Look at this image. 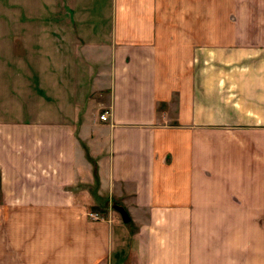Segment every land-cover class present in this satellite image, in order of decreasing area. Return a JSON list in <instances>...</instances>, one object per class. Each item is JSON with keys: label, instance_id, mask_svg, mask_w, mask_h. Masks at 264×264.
Wrapping results in <instances>:
<instances>
[{"label": "crops", "instance_id": "1", "mask_svg": "<svg viewBox=\"0 0 264 264\" xmlns=\"http://www.w3.org/2000/svg\"><path fill=\"white\" fill-rule=\"evenodd\" d=\"M94 1L35 92L0 0V264H264V0ZM48 98L67 115L1 104Z\"/></svg>", "mask_w": 264, "mask_h": 264}, {"label": "rangeland", "instance_id": "2", "mask_svg": "<svg viewBox=\"0 0 264 264\" xmlns=\"http://www.w3.org/2000/svg\"><path fill=\"white\" fill-rule=\"evenodd\" d=\"M108 0H95L96 8L99 11H103L104 7H107ZM86 0H14V19L15 20H25L31 22V38L28 42L25 43V50H29L32 54L31 60V87L32 90L37 92V89L40 87L41 76H39V68L40 62L39 56L46 54L47 57L52 53L62 52V53H75L77 50V46H81L82 43L78 45L76 43L75 38L81 39L82 37L86 38V28H80L81 25H78L73 22L75 19V15L78 13L82 15V11L85 10ZM75 7L74 12L72 9ZM3 13V12H2ZM5 13V11H4ZM98 14V13H97ZM2 18H6V15H1ZM82 18V16H79ZM46 21V22H45ZM47 27V32L51 33V35L57 36V39L52 37L51 40L46 43L41 44L39 42V29L43 31V28L40 27V24H44ZM40 27V28H39ZM70 32V33H68ZM42 36V34H41ZM18 47L22 48V43L18 45ZM79 50V49H78ZM75 59L73 61L71 59H59L57 61H53L48 59L46 61V74H47V82L50 85H54L56 78H60V76H55L58 72L59 74L63 72L66 75V78L70 81L72 76L70 74V63L79 62L74 56ZM77 62V63H78ZM61 63L59 70L56 71L55 67ZM42 68V67H41ZM49 103H23L25 106L21 111H19V107L15 106V103H1L2 105L8 107L4 113L6 115H18L24 112L23 115L28 117L30 115L31 119H37L39 116H42L46 120L53 119L55 117H60L67 115L64 112L65 109L60 107V103H54L53 98H48ZM17 104V103H16ZM22 105V103H19ZM13 110V113H12ZM8 112V113H6ZM29 113V114H28ZM35 117V118H34ZM5 212V211H4ZM1 213V212H0ZM4 242L5 239L3 238ZM5 257V254H3ZM5 261V260H4ZM3 261V264L5 262Z\"/></svg>", "mask_w": 264, "mask_h": 264}, {"label": "built area", "instance_id": "3", "mask_svg": "<svg viewBox=\"0 0 264 264\" xmlns=\"http://www.w3.org/2000/svg\"><path fill=\"white\" fill-rule=\"evenodd\" d=\"M107 113L108 110L105 109L99 114V117L104 120L107 118ZM87 215L93 219H98L103 217V214H101V212H99L98 210H88Z\"/></svg>", "mask_w": 264, "mask_h": 264}, {"label": "water", "instance_id": "4", "mask_svg": "<svg viewBox=\"0 0 264 264\" xmlns=\"http://www.w3.org/2000/svg\"><path fill=\"white\" fill-rule=\"evenodd\" d=\"M113 207L119 211L123 221L129 220L128 212L126 211V209L122 205L115 203V204H113Z\"/></svg>", "mask_w": 264, "mask_h": 264}, {"label": "trees", "instance_id": "5", "mask_svg": "<svg viewBox=\"0 0 264 264\" xmlns=\"http://www.w3.org/2000/svg\"><path fill=\"white\" fill-rule=\"evenodd\" d=\"M97 177L96 173H95V178ZM115 204V203H114Z\"/></svg>", "mask_w": 264, "mask_h": 264}]
</instances>
